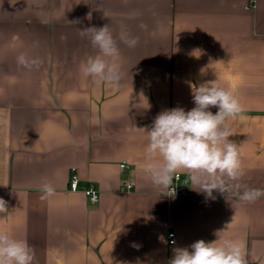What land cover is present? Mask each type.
Masks as SVG:
<instances>
[{"label": "crops", "instance_id": "0c3cea01", "mask_svg": "<svg viewBox=\"0 0 264 264\" xmlns=\"http://www.w3.org/2000/svg\"><path fill=\"white\" fill-rule=\"evenodd\" d=\"M105 25L124 72L116 88L80 71L98 54L82 31ZM21 54L39 67L19 65ZM216 79L244 109L230 121L242 182L264 189V0H0V230L26 240L35 264H169L175 248L220 231L264 264V197L206 198L185 172L169 196L143 173L140 129L164 110H191L189 82ZM72 172L96 203L68 189ZM45 182L56 193L42 200Z\"/></svg>", "mask_w": 264, "mask_h": 264}, {"label": "clouds", "instance_id": "9594fccd", "mask_svg": "<svg viewBox=\"0 0 264 264\" xmlns=\"http://www.w3.org/2000/svg\"><path fill=\"white\" fill-rule=\"evenodd\" d=\"M82 32L89 34L92 46L98 50L96 56L81 62L82 75L91 78L97 86L119 87L124 72L118 63L117 38L108 25ZM119 41L129 48H135L139 42L126 33L119 35ZM17 62L29 69L41 63L24 54L18 56ZM189 87L195 105L191 110L185 111L182 107L164 110L154 118L150 128L140 129L148 141L144 175L163 190L162 194L167 192L169 196L175 194L173 179L185 172L191 188L205 194L206 198L215 199L213 192L216 191L227 199L231 197L243 203L261 199L264 189L250 188L242 182L245 173L240 145L230 139L234 135L230 121L244 110L241 102L230 89L221 86L218 79L199 85L189 82ZM213 107L218 109L215 114L210 110ZM41 192L44 200L54 196L56 189L45 182ZM7 213V202L0 198V214ZM222 232L217 233L218 239L213 242L201 239L189 247L175 248L169 264H249L245 244L221 238ZM35 260V251L26 240L0 230V264H35Z\"/></svg>", "mask_w": 264, "mask_h": 264}, {"label": "built area", "instance_id": "2783aa9c", "mask_svg": "<svg viewBox=\"0 0 264 264\" xmlns=\"http://www.w3.org/2000/svg\"><path fill=\"white\" fill-rule=\"evenodd\" d=\"M119 167L125 168L126 164L122 162L121 164H119ZM178 179H180V175H178L177 178H174V180H178ZM130 187H131L130 184L121 185L120 192H128ZM68 189L71 191L83 192L86 195L90 203H96L99 199L98 191L92 186V184L90 183L80 184L78 181L77 175L73 172L71 173L70 178H69ZM167 236H168L169 244H172L174 242V232L172 231L168 232Z\"/></svg>", "mask_w": 264, "mask_h": 264}]
</instances>
